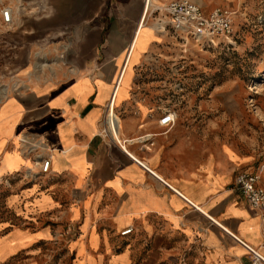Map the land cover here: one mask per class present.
I'll return each mask as SVG.
<instances>
[{"label": "crops", "instance_id": "1", "mask_svg": "<svg viewBox=\"0 0 264 264\" xmlns=\"http://www.w3.org/2000/svg\"><path fill=\"white\" fill-rule=\"evenodd\" d=\"M171 1L42 0L39 16L12 14L0 59L24 60L14 74L28 71L40 33L53 57L61 45L62 67L0 100V263L250 264L249 250L264 258L259 214L233 182V158L198 164L195 138L157 126L161 114L135 94L140 61L171 38L151 32L162 15L150 4ZM187 1L206 15L230 0ZM14 2L37 9V0Z\"/></svg>", "mask_w": 264, "mask_h": 264}, {"label": "rangeland", "instance_id": "2", "mask_svg": "<svg viewBox=\"0 0 264 264\" xmlns=\"http://www.w3.org/2000/svg\"><path fill=\"white\" fill-rule=\"evenodd\" d=\"M14 1L0 0V11L9 9L11 19L12 14L25 20L41 14L42 0H37V9L31 14L14 8ZM217 8L231 13L230 42L217 39L212 46L164 36L154 55L140 61L133 76L139 86L135 94L148 100L154 113L169 112L173 124L195 138L198 164L210 158L218 166L222 155L228 153L235 161L233 182L238 174H251L258 178L256 182L264 192V0H230ZM11 28L0 17V50L4 34ZM149 28L157 32L153 25ZM36 40L35 54L28 60L25 73L13 72L24 60L0 59V100L38 73L62 67L58 57L61 45L55 48L57 57H53L52 43L43 39V33L37 34ZM35 66L40 69L36 71ZM1 199L0 223L7 217ZM261 246L264 249V240ZM48 255L50 262L56 259L55 254Z\"/></svg>", "mask_w": 264, "mask_h": 264}, {"label": "built area", "instance_id": "3", "mask_svg": "<svg viewBox=\"0 0 264 264\" xmlns=\"http://www.w3.org/2000/svg\"><path fill=\"white\" fill-rule=\"evenodd\" d=\"M149 5V0H144V6ZM150 15L161 14L160 18H156L153 26L159 33H168L174 40L185 41L187 39L199 44L214 45L215 40L222 39L226 43L232 38L231 13L224 9L215 8L208 14L204 15L200 9L187 0L171 1L162 6L150 4ZM1 21L4 25L10 24V11L3 8L0 11ZM108 113L104 121L105 130L111 132L112 123L116 126L114 116ZM174 123L173 116L169 112L161 113L156 121L157 126L167 130ZM110 127V129H109ZM48 168V160L39 162V171L45 173ZM257 177L251 174H238L235 178V185L246 203L253 209L258 211L260 230L264 232V192L259 187ZM130 229L120 232L125 235ZM252 260L250 264H264V258L249 250Z\"/></svg>", "mask_w": 264, "mask_h": 264}, {"label": "bare ground", "instance_id": "4", "mask_svg": "<svg viewBox=\"0 0 264 264\" xmlns=\"http://www.w3.org/2000/svg\"><path fill=\"white\" fill-rule=\"evenodd\" d=\"M114 125H115V124H114V123H112L111 129H110V130H111V132H112V130H113V129H112V127H113ZM109 128H110V127H109ZM262 233L264 234V232H262ZM255 252H256V251H255ZM256 253H257V252H256ZM257 254H258V253H257ZM258 255H259V256H261L260 254H258ZM261 257H262V256H261Z\"/></svg>", "mask_w": 264, "mask_h": 264}]
</instances>
